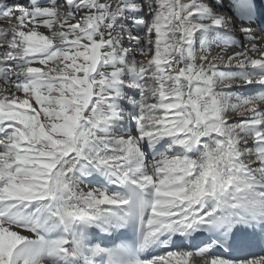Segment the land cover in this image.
Masks as SVG:
<instances>
[{
  "label": "snow or ice",
  "instance_id": "6c2138e0",
  "mask_svg": "<svg viewBox=\"0 0 264 264\" xmlns=\"http://www.w3.org/2000/svg\"><path fill=\"white\" fill-rule=\"evenodd\" d=\"M0 264H264V0H0Z\"/></svg>",
  "mask_w": 264,
  "mask_h": 264
}]
</instances>
